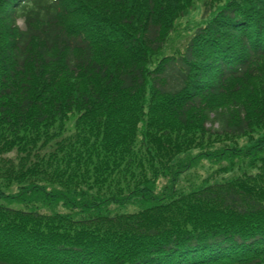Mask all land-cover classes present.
Returning <instances> with one entry per match:
<instances>
[{"label": "trees", "instance_id": "1", "mask_svg": "<svg viewBox=\"0 0 264 264\" xmlns=\"http://www.w3.org/2000/svg\"><path fill=\"white\" fill-rule=\"evenodd\" d=\"M199 2L0 0V264H264V0L163 57Z\"/></svg>", "mask_w": 264, "mask_h": 264}, {"label": "rangeland", "instance_id": "2", "mask_svg": "<svg viewBox=\"0 0 264 264\" xmlns=\"http://www.w3.org/2000/svg\"><path fill=\"white\" fill-rule=\"evenodd\" d=\"M213 0H202L199 2L196 7L189 11L183 18H181L177 24L173 27L170 32L167 40L166 46L163 50L164 56H172L176 53L182 54L186 47L188 46L191 38L194 33L202 26L206 25L213 17L215 12H211L206 16L205 11L214 8V6H209ZM207 5L204 7V4ZM215 9H212V11ZM22 26L23 24L20 23ZM261 135V134H260ZM246 141L242 140L241 144H244ZM198 151L193 152V154H197ZM218 167L211 165L210 163L204 161L199 163L195 168L191 171L187 172L183 178L181 185L184 187H189L191 185H200L205 180L210 179V182H223L226 181L231 175H221L216 173ZM240 171L235 170V174H239ZM254 174L257 173V170L252 171ZM233 176V175H232ZM144 208V207H143ZM142 209V208H140ZM139 208L136 206H129L126 209H116L114 212L117 213H133L138 211Z\"/></svg>", "mask_w": 264, "mask_h": 264}]
</instances>
